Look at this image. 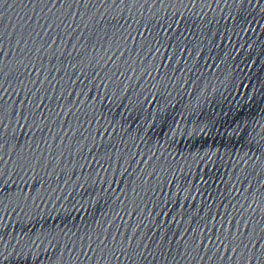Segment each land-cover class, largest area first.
I'll return each mask as SVG.
<instances>
[{"label":"water","instance_id":"1","mask_svg":"<svg viewBox=\"0 0 264 264\" xmlns=\"http://www.w3.org/2000/svg\"><path fill=\"white\" fill-rule=\"evenodd\" d=\"M135 264H264V0H228Z\"/></svg>","mask_w":264,"mask_h":264}]
</instances>
